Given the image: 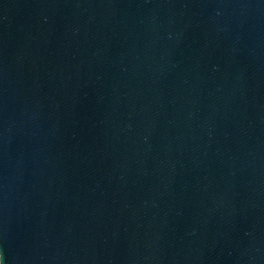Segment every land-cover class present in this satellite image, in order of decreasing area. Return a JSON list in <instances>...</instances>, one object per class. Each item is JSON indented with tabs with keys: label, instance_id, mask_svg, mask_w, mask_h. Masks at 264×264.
<instances>
[{
	"label": "water",
	"instance_id": "95a60500",
	"mask_svg": "<svg viewBox=\"0 0 264 264\" xmlns=\"http://www.w3.org/2000/svg\"><path fill=\"white\" fill-rule=\"evenodd\" d=\"M0 264H264V0H0Z\"/></svg>",
	"mask_w": 264,
	"mask_h": 264
}]
</instances>
